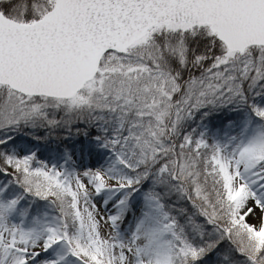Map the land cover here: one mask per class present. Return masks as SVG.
I'll use <instances>...</instances> for the list:
<instances>
[{
    "label": "snow or ice",
    "instance_id": "1",
    "mask_svg": "<svg viewBox=\"0 0 264 264\" xmlns=\"http://www.w3.org/2000/svg\"><path fill=\"white\" fill-rule=\"evenodd\" d=\"M0 264H264V0H0Z\"/></svg>",
    "mask_w": 264,
    "mask_h": 264
}]
</instances>
